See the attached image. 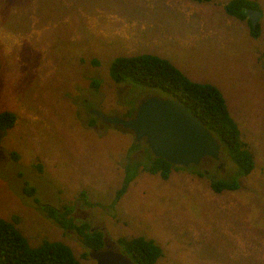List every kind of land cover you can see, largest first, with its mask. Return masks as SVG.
I'll return each instance as SVG.
<instances>
[{
	"label": "rangeland",
	"instance_id": "1",
	"mask_svg": "<svg viewBox=\"0 0 264 264\" xmlns=\"http://www.w3.org/2000/svg\"><path fill=\"white\" fill-rule=\"evenodd\" d=\"M59 1L73 9L56 25L38 22L33 0H0V111L25 121L0 141V219L13 222L29 247L63 244L78 264L95 261L39 203L69 204L74 223L100 229L116 251L119 237L153 239L162 251L155 264H264V228L243 220L249 209L258 215L253 223L264 227V0H253L255 38L223 14L227 0ZM141 53L220 91L255 162L239 178L244 199L209 188V176L234 173L219 153L201 164L202 177L180 166L161 177L142 168L150 158L131 131L94 127L89 108L129 118L143 99L162 95L110 78L114 57ZM129 146L137 163L123 157ZM123 183L125 192L115 197ZM25 186L32 195L23 193Z\"/></svg>",
	"mask_w": 264,
	"mask_h": 264
},
{
	"label": "trees",
	"instance_id": "2",
	"mask_svg": "<svg viewBox=\"0 0 264 264\" xmlns=\"http://www.w3.org/2000/svg\"><path fill=\"white\" fill-rule=\"evenodd\" d=\"M190 1L205 3L210 0ZM32 4L36 7L34 13L40 23L54 22L59 25L63 17L72 16L73 5L62 4L59 0H54L51 4L33 0ZM11 5L13 4L8 2V6ZM221 7L227 19L242 22L250 37L254 36L255 38L259 34V25L255 23L252 26L245 17L246 9H257L253 0H227L222 3ZM9 22H11L10 18H8ZM93 62L96 63V61ZM109 76L114 83L129 82L144 90L152 92L158 90L163 96L174 99L193 113L218 142L219 156L226 157L227 163L234 165V173L228 178L209 176V188L216 193L224 191L232 195L238 194L240 199H244L245 193L240 187L239 178L252 173L255 169V162L246 142L240 136L238 125L228 112L220 91L213 84L192 81L166 59L150 53L114 57L109 64ZM91 83L94 87L98 85L96 81ZM20 121L25 122L18 118L14 112L6 109L0 111V131H8ZM140 142L144 145V150L141 153L147 151L150 158L149 163L146 162L142 167L145 171L157 172L161 177H164L166 173L177 167L161 158L154 157L149 153L142 138ZM209 159L212 160L209 157H203V160L198 164H189L182 168L194 176L202 177L207 173V170L201 164ZM133 163H137L134 157L131 161V164ZM17 173L19 176L22 175L20 171ZM123 185L124 183L118 187L115 197H119L122 192H125L122 188ZM22 191L27 195H32L34 192L32 186H25ZM80 195L83 196V193ZM31 199L38 204L37 198L32 196ZM39 204L47 218L64 232L73 231L85 248L88 250L102 248L103 235L100 229H91L84 221L74 223L69 204L61 207H54L46 202ZM257 211L260 212L261 209L259 208ZM243 215V220L257 230L264 228L253 223L258 215L252 210L246 209ZM12 223L9 220L0 219V264H78L71 251L59 242L43 240L36 247H29ZM116 243L121 250L119 251L125 254L133 264H155L162 254L160 247L153 239L147 237H119L116 239Z\"/></svg>",
	"mask_w": 264,
	"mask_h": 264
},
{
	"label": "water",
	"instance_id": "3",
	"mask_svg": "<svg viewBox=\"0 0 264 264\" xmlns=\"http://www.w3.org/2000/svg\"><path fill=\"white\" fill-rule=\"evenodd\" d=\"M258 15L256 9L245 11L252 26ZM94 114L105 123L128 129L134 140L143 138L154 157L171 165H196L203 157L218 159L216 139L193 113L172 98L151 95L137 104L129 118L105 115L97 110ZM87 253L95 264H133L125 254L114 249H90Z\"/></svg>",
	"mask_w": 264,
	"mask_h": 264
},
{
	"label": "flooded vegetation",
	"instance_id": "4",
	"mask_svg": "<svg viewBox=\"0 0 264 264\" xmlns=\"http://www.w3.org/2000/svg\"><path fill=\"white\" fill-rule=\"evenodd\" d=\"M247 10V9H246ZM245 10V11H246ZM97 109L95 108V109H93V108H89V109H87V112L86 113H94V111H96ZM98 111V110H97ZM134 112H135V110L134 111H132L131 112V115L129 116V117H131L133 114H134ZM94 117H95V115H93ZM96 118H97V124L94 126V127H99V129H102L104 126H107L108 128H111L110 126H112V125H115V124H108V123H105V122H103L98 116H96ZM118 126H120V125H118ZM112 127H114V126H112ZM126 130H128V129H126ZM130 132V131H129ZM3 133L4 132H2V131H0V141H1V139H2V137L4 136L3 135ZM143 139V138H142ZM136 141H138V140H136ZM139 141H140V139H139ZM143 142H144V139H143ZM144 144H145V142H144ZM145 146H146V144H145ZM147 147V146H146ZM131 149H132V147L130 148V146L127 148V150H125L124 151V153H123V157H124V159H125V161H127V162H129L130 164H131V161H132V154H131ZM2 153H3V146L1 145V142H0V156L2 157L3 155H2ZM135 158V157H134ZM201 160H203V158L201 159ZM200 160V161H201ZM100 249H112L111 247H109L106 243H105V241H104V239H103V243H102V248H100ZM113 250V249H112Z\"/></svg>",
	"mask_w": 264,
	"mask_h": 264
},
{
	"label": "clouds",
	"instance_id": "5",
	"mask_svg": "<svg viewBox=\"0 0 264 264\" xmlns=\"http://www.w3.org/2000/svg\"><path fill=\"white\" fill-rule=\"evenodd\" d=\"M254 38V37H253ZM151 96V95H150ZM162 97V96H161ZM163 97H166V96H163ZM147 98V97H146ZM175 166H178V165H175ZM180 167H182V166H180ZM205 171V173H206V170H204ZM147 172V171H146ZM213 177V176H212Z\"/></svg>",
	"mask_w": 264,
	"mask_h": 264
}]
</instances>
